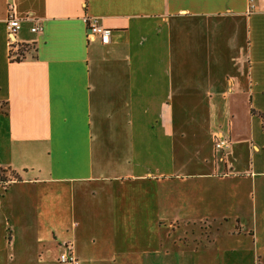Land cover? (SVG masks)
I'll list each match as a JSON object with an SVG mask.
<instances>
[{"label": "crops", "instance_id": "0c3cea01", "mask_svg": "<svg viewBox=\"0 0 264 264\" xmlns=\"http://www.w3.org/2000/svg\"><path fill=\"white\" fill-rule=\"evenodd\" d=\"M263 120L264 0H0V264H264Z\"/></svg>", "mask_w": 264, "mask_h": 264}, {"label": "built area", "instance_id": "2783aa9c", "mask_svg": "<svg viewBox=\"0 0 264 264\" xmlns=\"http://www.w3.org/2000/svg\"><path fill=\"white\" fill-rule=\"evenodd\" d=\"M28 19V18H26ZM25 19V20H26ZM6 32L9 48V57L13 61L20 60L24 56L22 51L24 45L16 44L14 36L20 29V20L16 19L12 13L11 8L8 9L6 15ZM87 36L89 38L96 37L100 41H108L110 35V29L99 25L95 19H86ZM30 31L33 33H39L42 31V26L34 24ZM230 139L224 136L222 133H215L213 135V147L214 150L224 155V153L230 148ZM57 262L60 264H79L77 257L75 256L73 245L71 242H66L62 245V250L58 254Z\"/></svg>", "mask_w": 264, "mask_h": 264}, {"label": "rangeland", "instance_id": "374dc122", "mask_svg": "<svg viewBox=\"0 0 264 264\" xmlns=\"http://www.w3.org/2000/svg\"><path fill=\"white\" fill-rule=\"evenodd\" d=\"M218 228L220 229V227H215V225H212V224L201 226V229H199V227L175 226V227H172L171 230L166 229L162 233H163V235H165V233H169V234L171 233V235H175L176 237L178 235L182 236L183 234H188V235L189 234H202V235L206 236V237L202 238V240H204V239L206 240L205 242H202L203 245H207V249L205 252V261H206V264H212L214 262V257H212L213 253H219L220 250H222L224 247H227L228 245L233 244V242L224 241L226 239V237L224 236L225 230L231 229L232 227H221V230L218 232L220 236H216L217 235L216 230H218ZM213 239L215 241H216V239H219V243H214V244L213 243H207L208 241L213 240ZM184 242H185L184 240L179 241V242L178 241L175 242V247H176V250L174 249V251L176 252L175 253V262L181 260V255L179 253L181 251H183L182 246H184L183 245ZM187 242H189V244L192 246L190 236L187 239ZM170 261L172 262V257H170ZM146 262H147V260H146ZM158 264H167V263H165V259H163V257H162L161 259H159Z\"/></svg>", "mask_w": 264, "mask_h": 264}, {"label": "trees", "instance_id": "16d2710c", "mask_svg": "<svg viewBox=\"0 0 264 264\" xmlns=\"http://www.w3.org/2000/svg\"><path fill=\"white\" fill-rule=\"evenodd\" d=\"M27 48H28V47H27ZM27 48L24 47L22 51H23L24 53H25L26 51L28 52V49H27ZM263 122H264V120H263Z\"/></svg>", "mask_w": 264, "mask_h": 264}]
</instances>
